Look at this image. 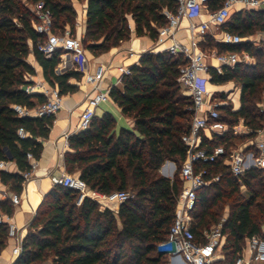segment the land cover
Segmentation results:
<instances>
[{
  "label": "trees",
  "instance_id": "trees-1",
  "mask_svg": "<svg viewBox=\"0 0 264 264\" xmlns=\"http://www.w3.org/2000/svg\"><path fill=\"white\" fill-rule=\"evenodd\" d=\"M40 1L52 14L53 34L62 36L70 30L75 35L77 29L73 0H0V163H14L17 168L16 172L0 169V179L17 195L25 185L23 174L31 168L27 155L41 158L43 145L39 139L49 137L55 120L54 116H21L16 111V107L33 111L47 101L45 95L25 90L34 85L28 77L36 76L29 57L34 56L44 80L61 96L76 93L79 87L70 81L80 82L83 77L74 69L56 73L63 50L52 57L40 51L47 37L36 31L38 20L32 12ZM222 1L214 0L210 7L216 9ZM177 7L175 0H87L82 44L95 57L107 54L131 40L130 20L138 38L157 42L159 30L168 24L164 11L176 13ZM226 28L241 37L264 33V11L236 13ZM203 47L218 48L220 52L244 50L256 61L253 66L239 64L227 69L221 76L213 74L216 84L234 81L241 87L240 109H221L220 121L227 125V131L204 142L211 148L223 146L226 155L207 167L209 174L220 175V180L198 193L188 232L191 239L203 243L204 232L225 217L224 260L216 264H235L247 239L264 240V169H251L240 181L225 160L237 146L234 140L243 142L264 130V113L258 108L264 96V40L259 46H224L210 40ZM185 63L183 57L166 51L143 54L139 64L130 68V74L122 76L123 88L110 90L111 99L131 122L132 129L117 131L115 118L106 113L96 116L89 130L69 138L67 173H78L87 187L99 194L131 192L133 197L120 204L115 213L88 197L78 206L77 191L53 186L13 264L169 263L168 256L159 253L158 248L175 220L183 184L180 172L171 180L160 171L168 161L181 168L187 154L182 137L189 131L193 114L191 98L182 92L179 82V69ZM239 125L253 133L247 137L235 135ZM20 131L26 137H21ZM14 211L9 198H0V217H12ZM9 240V225L0 221V257Z\"/></svg>",
  "mask_w": 264,
  "mask_h": 264
},
{
  "label": "built area",
  "instance_id": "built-area-1",
  "mask_svg": "<svg viewBox=\"0 0 264 264\" xmlns=\"http://www.w3.org/2000/svg\"><path fill=\"white\" fill-rule=\"evenodd\" d=\"M175 1L178 6L176 13L164 11L168 24L159 30L158 45L166 44L167 46L161 52L166 51L174 57L181 56L186 62L179 69V82L183 93L191 98L190 110L193 117L189 131L182 137V142L187 147V154L180 170L183 187L177 201L176 217L167 239L158 250L159 253L168 256L169 264H216L224 260L222 249L226 242V235L223 232V226L226 218L224 217L219 224L204 232L203 243L191 239L188 232L192 226V212L196 208L198 193L220 180V175H210L207 167L217 163L226 155L223 146L211 148L207 144L204 145V142L212 141L215 136L221 137L227 131V125L220 121L221 109L231 106L233 112L238 111L235 110L230 96L237 90L241 91V87L234 81L216 84L213 82V74L221 76L227 69H232L239 64L253 66L256 61L244 50L220 52L218 48L204 49L203 46H207L210 40L224 46H237L243 43L259 45L256 43L255 35L241 37L229 32L226 25L236 13L264 11V0H223L216 9L210 7L214 0ZM32 12L38 20L35 24L36 31L47 37V41L40 45V51L47 57H52L58 50H63L64 54L61 57L68 56L72 64L83 71L87 64V50L82 40L74 37L70 30H66L62 36L53 34L52 14L43 1L37 2L32 7ZM129 27L132 31L131 24ZM181 31L186 33L185 40L178 38ZM150 52L153 51L146 53ZM123 74L129 75L130 69H124ZM104 78L105 69L102 66L93 73H84L83 81L90 86L91 94L86 101L85 109L80 114L78 131L89 130L96 117L97 108L111 99L109 90L100 89ZM25 90L29 94H34L35 90L46 89L37 84L28 86ZM47 90L49 91L43 92L47 97L46 103L33 111L21 107H16V111L21 116L55 117L62 108L63 96L59 94L57 88ZM258 108L261 113H264V98L258 104ZM248 133L252 134L253 131L248 129ZM19 135L26 137L23 131H20ZM255 135V138L251 139L244 148L232 149L228 158L225 159L232 174L240 181L251 169H264V130L256 131ZM27 158L31 168L23 174L25 185L34 179L39 166V160L31 153L27 155ZM7 164L1 162L0 169H6ZM167 166L168 164H165L162 167L163 173L168 170H166ZM165 177L173 180L174 173L167 174ZM50 180L53 186H64L77 191L78 206L87 197L107 208H110V204L120 205L133 197L129 192L103 195L91 191L78 175L65 171L51 175ZM2 196L9 198L13 204H18L20 201L19 195L14 193L2 192ZM0 221L6 222L3 216L0 217ZM8 225L9 237L15 241L12 250V263H14L22 253L24 238L13 222H9ZM235 264H264V240L257 237L247 239L244 252L236 259Z\"/></svg>",
  "mask_w": 264,
  "mask_h": 264
},
{
  "label": "crops",
  "instance_id": "crops-1",
  "mask_svg": "<svg viewBox=\"0 0 264 264\" xmlns=\"http://www.w3.org/2000/svg\"><path fill=\"white\" fill-rule=\"evenodd\" d=\"M73 6L77 12V29L81 37H83L86 30V7L87 0L79 2L73 0ZM132 27L131 40L119 48L112 49L109 53L104 54L100 57L93 56L89 51L87 58V64L84 70L81 71L72 64L69 57H61V63L56 69L57 74H63L69 70H77L78 72L93 73L97 68L104 67L105 78L101 83L100 89L107 91L113 87L122 89L123 85L121 82L124 69H130L136 65L142 54L153 51L158 53L164 50L167 46L158 45L157 42H153L147 37L138 38L135 34V24L130 20ZM178 38L185 40L186 33L181 31L178 34ZM28 62L36 69V76L28 77L30 81L34 82L36 86L41 85L46 90H35L34 94L44 95V91H49L52 87L43 78L42 68L38 66L34 56H30ZM83 77L80 82L75 79L70 81L71 84L77 85L79 90L74 94L63 96V104L61 110L55 115V120L51 132L47 139H39V142L43 145V152L39 159V166L34 174V179L27 183L22 193L19 195L20 201L18 204H14L15 211L12 217L3 216V219L9 223L13 222L18 230L19 234L25 237L27 236L30 226L36 216V213L45 197V195L53 188L50 180L51 175H57L62 172H67L65 167V155L70 152L69 138L78 132V123L80 114L86 107V101L91 94V88L84 81ZM33 85V86H34ZM110 113L113 115L117 122V131L121 128L132 129L131 122L126 119L118 105L110 99L108 102L102 104L96 110V116L102 117L104 114ZM168 164L166 173L160 171L162 175L172 174L173 163L167 162ZM6 170L10 172H16L17 168L14 163H8ZM78 175V173L76 174ZM169 178V177H167ZM2 192L11 194L9 186L4 185L0 179V198H3ZM92 195L91 192H88ZM120 205L110 204L111 210L118 213ZM119 227H121L120 220H118ZM15 246L14 240H9L7 248L2 252L0 257V264H13L12 263V250ZM169 264V263H168Z\"/></svg>",
  "mask_w": 264,
  "mask_h": 264
},
{
  "label": "rangeland",
  "instance_id": "rangeland-1",
  "mask_svg": "<svg viewBox=\"0 0 264 264\" xmlns=\"http://www.w3.org/2000/svg\"><path fill=\"white\" fill-rule=\"evenodd\" d=\"M74 37H78V38H80V39H82V37H81V35L79 34V32H78V29H76V34L75 35H73ZM255 38H256V43L257 44H259L260 45V41L262 40V38H264V33H256L255 34ZM259 45H257V46H259ZM87 56V58H88V54L86 55ZM68 57V56H67ZM182 92H183V90H182ZM240 96H241V91L240 90H237L234 94H231V98H232V101H233V106H234V108H235V110H239L240 109ZM263 98H264V96H263ZM262 102V101H261ZM234 134L235 135H237V136H239V137H247V136H250V134L248 133V129L246 128V127H244V126H242V125H239V126H237L235 129H234ZM256 136V135H255ZM255 138V137H254ZM254 138H252V139H254ZM251 140V138L250 139H248V140H245V141H239V140H234V142H235V144L237 145L236 147H239V148H244V146H246L247 145V143L249 142ZM173 163V162H172ZM174 164V163H173ZM173 173H174V176L177 174V173H179L180 172V170H181V168L178 166V165H176V164H174L173 165ZM168 169H171V167L170 168H168ZM75 175V174H74ZM241 190H242V192L243 193H245L246 192V189L243 187V186H241ZM131 193V192H130ZM226 212V211H225Z\"/></svg>",
  "mask_w": 264,
  "mask_h": 264
}]
</instances>
